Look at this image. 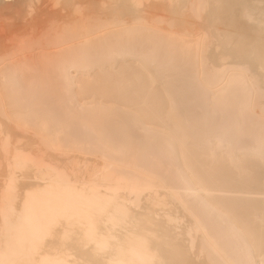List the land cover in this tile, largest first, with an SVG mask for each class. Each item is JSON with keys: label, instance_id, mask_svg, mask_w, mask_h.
Instances as JSON below:
<instances>
[{"label": "bare ground", "instance_id": "bare-ground-1", "mask_svg": "<svg viewBox=\"0 0 264 264\" xmlns=\"http://www.w3.org/2000/svg\"><path fill=\"white\" fill-rule=\"evenodd\" d=\"M0 264H264V0H0Z\"/></svg>", "mask_w": 264, "mask_h": 264}]
</instances>
